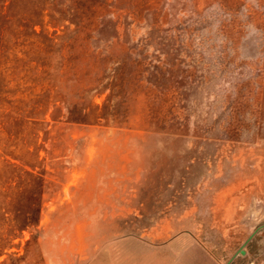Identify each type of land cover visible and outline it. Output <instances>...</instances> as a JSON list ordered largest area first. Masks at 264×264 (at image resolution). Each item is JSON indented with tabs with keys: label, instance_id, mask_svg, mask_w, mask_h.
<instances>
[{
	"label": "rangeland",
	"instance_id": "obj_1",
	"mask_svg": "<svg viewBox=\"0 0 264 264\" xmlns=\"http://www.w3.org/2000/svg\"><path fill=\"white\" fill-rule=\"evenodd\" d=\"M2 1L0 264H264V0Z\"/></svg>",
	"mask_w": 264,
	"mask_h": 264
},
{
	"label": "trees",
	"instance_id": "obj_2",
	"mask_svg": "<svg viewBox=\"0 0 264 264\" xmlns=\"http://www.w3.org/2000/svg\"><path fill=\"white\" fill-rule=\"evenodd\" d=\"M6 2H7L6 0L2 1V3H1L2 6H1V7H2V8H6L7 10H10V8H11L12 6H11L10 4L7 5ZM32 29H33V27H32Z\"/></svg>",
	"mask_w": 264,
	"mask_h": 264
}]
</instances>
